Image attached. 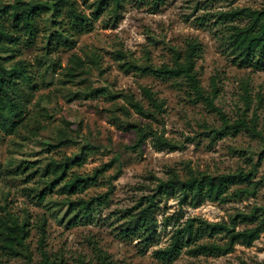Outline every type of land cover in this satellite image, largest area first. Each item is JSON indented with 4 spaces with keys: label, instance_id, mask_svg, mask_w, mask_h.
<instances>
[{
    "label": "rangeland",
    "instance_id": "obj_1",
    "mask_svg": "<svg viewBox=\"0 0 264 264\" xmlns=\"http://www.w3.org/2000/svg\"><path fill=\"white\" fill-rule=\"evenodd\" d=\"M18 0H0V10ZM51 6L54 0H23ZM78 12L91 18L88 31L73 29L66 11L41 13L30 43L20 34L8 66L26 64L29 83L20 81L17 94L24 115L13 133L0 132V215L17 219L28 230L29 251L0 255L4 264H36L40 256L39 223L45 219L44 250L57 264H96V249L108 255V264H264V224L258 238L247 246L236 243L231 252L190 256L183 248L171 261H157L153 252L167 247L174 230L191 218L231 223L235 229L253 228L264 209V70L237 66L220 47L226 34L220 12L238 7L264 8V0H121L94 19L98 0H72ZM1 21V20H0ZM236 21H234L235 23ZM197 39L202 53L195 61L201 87L215 108L196 100L181 80L142 73L146 67L172 65L174 52L183 53L186 41ZM12 48V46H10ZM149 88L162 102L153 112L142 93ZM129 98L152 117L135 113ZM146 136L137 148L138 129ZM151 133L163 136L172 147L157 149ZM83 152L71 165L66 180L92 176L102 165L95 185L67 194L63 181L39 202L34 193L43 187L44 166ZM21 162L27 169L20 171ZM23 166V165H22ZM21 167V166H20ZM36 170L35 174L29 175ZM252 172L251 184L230 185L223 198L204 200L198 207L178 203L173 196L158 197L154 217L156 235L147 248L139 239L119 235L127 213L153 193L158 180L175 174L218 176ZM247 189L241 195L235 193ZM86 221L68 223L67 203L105 196ZM135 209L133 212H136ZM255 212L260 217L242 220ZM221 235L202 241L225 242Z\"/></svg>",
    "mask_w": 264,
    "mask_h": 264
},
{
    "label": "trees",
    "instance_id": "obj_2",
    "mask_svg": "<svg viewBox=\"0 0 264 264\" xmlns=\"http://www.w3.org/2000/svg\"><path fill=\"white\" fill-rule=\"evenodd\" d=\"M84 2L86 0H83ZM163 0H153V5L163 3ZM112 3L113 9H117L121 0H98L93 4L91 12L94 19ZM64 8L68 23L73 29L88 31L91 27V18L78 12L72 0H54L51 6L18 0L14 4L0 10V47L3 52H11L20 42V34L25 37V42L30 43L36 32V20L41 13L53 12L59 13ZM218 19L225 26L226 34L220 36V47L232 61L239 67L251 68L253 70H264V8L251 9L249 7H238L226 12H220ZM234 21H236L234 23ZM12 46V48H10ZM202 45L195 39L190 38L186 41L183 53L174 52L173 64H162L157 68L146 67L142 73L152 74L161 79H176L183 81L191 91L196 100L204 101L209 107L215 108L213 99L217 89L213 82V88L210 94H206L200 85L197 72L195 70V61L201 56ZM11 57L0 56V132L13 133L16 127L22 121L24 110L17 94V87L20 81L29 83L30 75L26 64L23 61L5 65ZM142 93L153 112L162 110V102L156 98L155 94L147 87H142ZM130 106L135 113L142 117H152V112L145 110L139 102L129 98ZM137 142L131 148H137L145 138L146 134L142 129L137 130ZM152 145L157 149L172 147V143L163 136L151 133ZM81 152L78 155L64 160L49 161L43 168L41 177L45 178L43 187L34 193L39 202L44 201L46 195L52 189L59 185L67 194L75 193L77 190H83L88 185H95L97 177L112 166V161L102 165L94 171L92 176L81 177L79 175L70 177L66 180V173L71 165L79 164L84 158ZM26 164L21 162L20 171L26 170ZM23 165V166H22ZM36 170L29 175L35 174ZM252 172L239 171L234 174H224L218 176H209L205 174L190 175L187 180H180L175 174H172L167 180H158L152 194L144 197L128 213V218L120 226L119 235L125 239H139L142 247L147 248L152 243L155 235L157 222L154 217V210L157 206L158 197L173 196L178 199L180 205L186 204L193 208L198 207L204 200H217L223 198L230 185L244 184L250 185ZM247 189H239L235 193L241 195L248 192ZM105 196H96L89 200L76 199L70 200L66 204L68 210V223L73 220L86 221L91 215L94 207L107 202ZM137 209L136 212H133ZM262 217L255 212L241 215L242 220H253L258 218L259 223L253 228L243 230L235 229V221L231 223L210 222L202 218H191L184 224L176 228L171 236V242L167 247L157 249L153 256L157 261H171L176 259L185 248L186 252L192 256L210 255L219 256L232 251L236 243L251 245L256 240L263 229L264 209L261 210ZM44 227L45 219L39 223L40 236L38 245L40 249V260L36 264H57L51 259L44 248ZM221 235L225 240L223 243L216 241H202L203 237ZM28 230L25 224H21L17 219L0 215V255L18 256L29 251L26 239ZM26 264H32L30 256L27 257ZM96 264H108V255L100 249H96ZM0 264H4L0 260ZM79 264H85L79 261Z\"/></svg>",
    "mask_w": 264,
    "mask_h": 264
}]
</instances>
